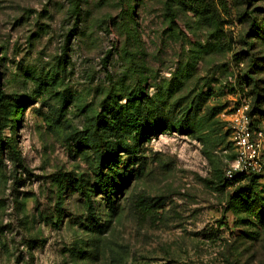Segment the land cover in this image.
I'll use <instances>...</instances> for the list:
<instances>
[{
  "label": "rangeland",
  "instance_id": "obj_1",
  "mask_svg": "<svg viewBox=\"0 0 264 264\" xmlns=\"http://www.w3.org/2000/svg\"><path fill=\"white\" fill-rule=\"evenodd\" d=\"M254 24L264 0H0V91L20 102L0 118V264H264V141L258 178L222 184L240 101L264 131ZM124 94L170 126L140 144L111 219L77 141Z\"/></svg>",
  "mask_w": 264,
  "mask_h": 264
},
{
  "label": "trees",
  "instance_id": "obj_2",
  "mask_svg": "<svg viewBox=\"0 0 264 264\" xmlns=\"http://www.w3.org/2000/svg\"><path fill=\"white\" fill-rule=\"evenodd\" d=\"M252 28L257 32L253 33L254 37L264 32V27L259 28V26L254 24ZM29 79L33 81V78ZM121 101H125V103L122 104ZM19 106L20 102L18 99L6 98L0 91V118L6 113L16 114ZM164 108V105L155 106L154 102H151L142 94H124L121 100L119 98L112 99L105 103L102 106V113L95 120H91L85 132V139H78L77 141L81 143L84 140L85 143L82 144H85V148H89L92 151L93 159L96 162V168L93 173L94 191L108 206V211L110 212L108 217L111 219H115L118 216L116 204L119 200L117 197L123 191L129 165H140V144L148 141L152 136L166 131L168 126H170L166 123L157 124L155 121V112ZM248 116L252 128L254 124L253 118H255L254 110H249ZM0 144H2L1 141ZM4 144L10 150L15 147L12 141H7ZM124 159L127 161L124 162ZM126 165L128 167H125ZM256 178H258L256 175H241L234 177L230 182L223 179L222 184L223 186H231L241 181L254 180ZM79 190L85 195L82 184L79 186ZM242 196L244 198L235 197L232 201L239 208L244 209L246 216H250L251 208L256 206L253 194H251L250 190H246ZM85 198L88 199V197ZM90 215L93 216L94 212ZM92 228H89V232L93 234L100 233L97 230L98 223ZM247 237L248 239H253V236Z\"/></svg>",
  "mask_w": 264,
  "mask_h": 264
},
{
  "label": "built area",
  "instance_id": "obj_3",
  "mask_svg": "<svg viewBox=\"0 0 264 264\" xmlns=\"http://www.w3.org/2000/svg\"><path fill=\"white\" fill-rule=\"evenodd\" d=\"M250 108L244 100L240 101L230 115V123L235 147V158L230 168L224 174V180L231 181L241 175L259 174L262 170L260 163V148L264 141L263 129L255 133L253 140L251 121L248 116Z\"/></svg>",
  "mask_w": 264,
  "mask_h": 264
}]
</instances>
